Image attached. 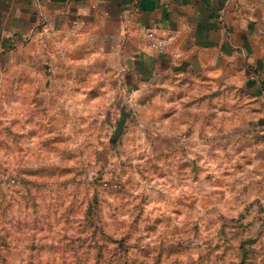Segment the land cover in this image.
Wrapping results in <instances>:
<instances>
[{
	"label": "rangeland",
	"instance_id": "rangeland-1",
	"mask_svg": "<svg viewBox=\"0 0 264 264\" xmlns=\"http://www.w3.org/2000/svg\"><path fill=\"white\" fill-rule=\"evenodd\" d=\"M48 61L0 71V264H264V70L64 85Z\"/></svg>",
	"mask_w": 264,
	"mask_h": 264
},
{
	"label": "crops",
	"instance_id": "crops-1",
	"mask_svg": "<svg viewBox=\"0 0 264 264\" xmlns=\"http://www.w3.org/2000/svg\"><path fill=\"white\" fill-rule=\"evenodd\" d=\"M260 11V0H0V71L46 59L64 85L82 78L67 68L86 77L97 64L128 87L187 75L255 87L247 78L264 70ZM147 28L167 40L164 49L144 41Z\"/></svg>",
	"mask_w": 264,
	"mask_h": 264
},
{
	"label": "built area",
	"instance_id": "built-area-1",
	"mask_svg": "<svg viewBox=\"0 0 264 264\" xmlns=\"http://www.w3.org/2000/svg\"><path fill=\"white\" fill-rule=\"evenodd\" d=\"M143 39L154 49H164L167 45V40L153 28L145 29Z\"/></svg>",
	"mask_w": 264,
	"mask_h": 264
}]
</instances>
